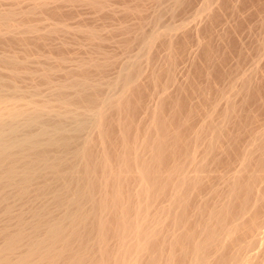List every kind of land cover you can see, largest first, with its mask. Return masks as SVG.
Wrapping results in <instances>:
<instances>
[{
    "label": "bare ground",
    "instance_id": "1",
    "mask_svg": "<svg viewBox=\"0 0 264 264\" xmlns=\"http://www.w3.org/2000/svg\"><path fill=\"white\" fill-rule=\"evenodd\" d=\"M49 1L12 0L11 7L14 4L16 9L10 7L8 11L0 10V47L9 45L8 48L12 49L19 46L18 43L24 41V36L29 37L28 34L32 33L35 35L34 46L45 47L50 36L67 29L59 24L51 23L53 25L49 26V22L48 26L22 24L26 17L50 11L47 9ZM211 1H206L207 11ZM21 2H30L31 8L28 11L19 9ZM68 2L90 6L104 15L102 12L104 8L107 9L108 0ZM187 2L189 3L188 0H173L171 11L176 12L182 9L179 7H186ZM129 5H125V8ZM222 5L225 6L223 3ZM157 6L161 7L162 4ZM52 8L55 7L51 6ZM135 10L138 14L139 8ZM159 13L161 14V9ZM214 13L216 14V10ZM212 14L210 16L214 19L215 15ZM139 15L143 17V14ZM157 17L154 20L156 22L159 20ZM218 20L216 19L217 22ZM141 23L138 26L140 29L144 28ZM126 27L115 29L121 34H129ZM158 29L159 32L150 30L148 35L144 32L147 29L137 33L138 38L135 39L139 41V54L135 59L132 57L128 58L132 59L130 61H123L126 63L120 65L122 67L117 77L112 81L105 79L107 82L101 76L110 66L112 53L108 55L99 51L104 42L103 37L92 27L88 30L78 29L76 33H84L83 36L94 49L93 55L86 60H73L76 65L69 69V66H64L68 61L67 57L59 58L58 66H53L55 73L56 66L58 72H62L59 82H56L58 79L51 72L54 69H50L52 65L49 68L41 67L46 61L39 68L30 66V61L34 58L30 59L32 53L29 52V46H25L26 49L20 47L16 51L12 49L11 52L6 49V52L0 51V264H229L230 261L257 264L258 255L247 256L246 252L249 253L248 249L254 244H260L264 249V236L257 237L260 225H264V128L252 127L254 115L248 113L243 114L244 119L242 117L243 120L240 121L243 125L239 132H231V128H234L232 125L237 123H233L231 119L238 117L239 104L236 101L239 96L242 98L240 100L246 98L245 102L250 100V81L253 80L244 73L239 80L241 87L233 82L229 92L221 90L218 94L220 98L216 94L218 99L215 98L214 102L210 98L212 88L209 90L207 87L209 91L206 89L202 97L206 103L211 100L213 106L210 110L203 111L204 115L201 114L198 129L194 128L196 107L193 108L192 105L188 106L189 110L185 116L182 115L183 118L181 116L178 120H173L170 116V121L171 118L166 117L163 110L173 100L170 92L168 93L167 84H172L176 68L177 44L173 42L172 36L179 29L170 25H166L163 31L160 27ZM27 37L25 40L31 42V38ZM124 39L126 41L127 38ZM168 39L170 47L166 58L170 57L168 60L170 59L171 64H168V69H164V72L161 68L157 71L154 59L157 44L161 45ZM200 45L203 47L202 52L210 59L212 50L205 44ZM125 47L132 48L127 44ZM17 50H22L23 56ZM53 50L54 53L58 52ZM239 53L238 56L241 57L242 51ZM142 59L146 62L145 66L152 69L148 83L155 87V91L158 88V92H162L157 97V106L152 110L147 103L140 101L142 91L144 93L145 90L143 79L148 73ZM164 74L168 77L165 83L162 81ZM25 81H29L30 86H23ZM209 82L208 85L211 83ZM254 85L257 86L256 83ZM38 86L48 88L42 89L46 92L49 90V95L44 96V91ZM193 86L190 88L189 85L187 91H196L197 88L194 89ZM198 90L203 91L200 88ZM182 91L178 94L181 95ZM222 101H225L224 108L220 106ZM262 105L261 108L264 109V104ZM238 109L240 110L239 107ZM140 112L144 117L136 123L135 115ZM230 121L232 125L229 124ZM246 137L250 138V142L242 150L238 144ZM225 142L228 143L227 147L223 146ZM219 151L225 157L233 153V157L240 163L239 167L234 169V166L228 164L224 167L225 171L214 173L213 169H218L220 165L215 166L222 162L219 157L215 158ZM200 153L203 157L198 159ZM210 161L216 165L210 166ZM214 179L219 181L218 184L213 182Z\"/></svg>",
    "mask_w": 264,
    "mask_h": 264
},
{
    "label": "rangeland",
    "instance_id": "2",
    "mask_svg": "<svg viewBox=\"0 0 264 264\" xmlns=\"http://www.w3.org/2000/svg\"><path fill=\"white\" fill-rule=\"evenodd\" d=\"M112 1V2H111ZM116 1V2H115ZM134 0H132V2H131V0H128V1H126V0H108V3H107V9L109 10H107L106 8H104L103 9V12L102 13H105L104 15L103 14H101L100 12H96L95 10H93L92 8H90V6H87V5H83V4H81V3H78V2H68V0H66V1H64V0H50L49 1V6H48V8L47 9H49L50 11H47L46 13H44V14H36L37 15V17H36V15L35 16H31V17H26L25 18V20L27 21H24V20H22V24L23 25H26L25 23H29V24H27V25H39V24H41V25H43V24H45V25H49V24H51V23H53L54 25H56V24H59V25H63L65 28L67 27V29H65V30H62V31H60V32H58V34L56 33V35L54 34V35H52V36H50V39H49V41L47 40V45L45 46V47H40V48H37L36 46H34V44H33V41H34V37L33 36H35V35H33L34 33H32L31 35H29L28 34V36L29 37H27L26 35L24 36V38L26 39V37L28 38V39H30L31 38V42L30 41H27V40H25L24 39V41L22 40L20 43H18L19 44V46L17 45V46H14V48H8L9 47V45L8 46H3V47H0L1 49H0V51H5L4 49H6V51L7 52H11V50L12 51H16V49H18V50H20L21 48L20 47H22V48H24L25 46L26 47H28L29 46V49L31 48V49H33L32 51L34 52V54H33V52L31 51V49H30V53H32V56L30 57V59L31 58H34L33 60L31 59V61H30V66L31 65H33V66H31L32 68L34 67V68H39V65L40 64H42L43 62H45V63H43V65L41 66V67H43L44 66V68H46V67H48L49 65V67H51V65H52V67L50 68V69H53L54 67V65H57L58 66V60H59V58H66L67 60H65V61H67V62H65V67L67 66H69L67 69H69V68H72L73 67V65L75 66L76 64H75V62H77V60H86V58L88 57V59H89V57H91L90 55H93V48H91L90 47V42L86 39V37H85V35L83 36V34L84 33H82V34H80L81 32H78V33H76L77 32V30L78 29H83V30H88V29H90L91 27L94 29V30H96L97 32H98V34H100V35H102L101 37H103L102 39V41H104L103 43H102V45H100L101 47H100V49H99V51H101L102 50V52L103 53H106V54H108V55H111V53H112V59H114L115 57L117 58V59H114V60H117V62L115 63V61L114 60H112L111 59V63H110V66L106 69V72H104L103 73V77L101 76V78L104 80V81H112V80H114V78L115 77H117V73L118 72H120V68L122 67H120V65H122V63H126L127 61H130V60H132V59H128V58H136L137 57V55L139 54V50H140V45L138 46V44H139V41L138 40H136L137 38H138V32H142V31H144L145 29H147V31L145 30L144 32H150L151 33V31H158L159 32V29H158V27H160V30L162 29V31L165 29V27H166V25L168 26V25H170V26H173V27H177L179 30L180 29H182V31L180 30H177L176 32H174V34H173V36H172V38H173V42L175 43V44H177V47H176V45H175V47H176V50H177V55L176 56H178V57H176L175 58V61L177 62H175L176 63V68H174V72H173V75H174V77H173V75H172V77H173V81H172V84H171V82L169 83V84H167L168 85V93L171 95V97H173V100H172V102L170 103V104H168V105H170V106H166L165 108H164V110H163V112L166 114H164L163 113V115H165L166 117H168V118H173V120H178L179 118H181V116L182 115H186L185 113L189 110V105L191 106H193V108H194V106L196 107V116H195V118L196 119H194L193 120V124H194V128L195 129H198V127L200 126V124H201V118H202V115H204V112L205 111H207V110H210L212 107L211 106H213V102H214V99L215 98H217L216 97V94H217V96H218V94H219V92H221V90H222V92H229V90H230V88H231V86L233 85V82L234 83H238L239 85V87H241L240 86V82H239V80H240V78H242V76H244V73H245V76H247V74H248V76L249 77H251L252 79L251 80H253L252 82L250 81V83H251V85H252V89H256L255 91L254 90H250V92H252V93H255V95L254 94H252V93H250V92H246V93H250L249 95L250 96H252V97H250V100L248 99V101H246L245 102V100H247L246 98H243V100H244V102H243V100H240V96L238 97V99H237V104H239L238 106H237V115H238V117H234L233 119L235 120H233V119H231V121L234 123V122H237V123H232L231 121L229 122V124L230 125H232V126H234V128L232 127L231 128V132H233V133H237V132H239V130H240V128H241V126L243 125L242 123H240V121H242L243 119H244V115L245 114H253L254 115V119H253V123H252V127L254 126V128L256 129H263L264 128V109H262L261 107H263V105L262 104H264V0H227V2L224 0H212L211 1V4H210V8L209 9H211L212 11L211 12H209L210 10L208 9V11H207V9H205V4H206V1L207 0H188L189 1V3L187 2V5H188V7H187V5H186V7L185 6H182V7H179V8H182V9H180V10H177L176 12H175V14H174V12H172L171 11V7H172V4H173V0H154V2H153V0H146V1H144V0H138L139 1V3H138V1L136 0L135 2H133ZM155 1H157L158 3H160V4H158V3H156ZM160 1V2H159ZM169 1H170V3H169ZM231 1V2H230ZM246 1V2H245ZM51 2V3H50ZM110 2V3H109ZM129 2V3H128ZM166 2V3H165ZM219 2V3H218ZM225 2V3H224ZM235 2V3H234ZM262 4H261V3ZM10 3H12V0H0V10H4L5 11V9H6V11H8L7 9H16L17 8V6L15 7V5L13 4V7H11L12 6V4H10ZM61 3V4H60ZM132 3V4H131ZM134 3H136V4H139V5H136V4H134ZM191 3V4H190ZM222 3L223 4H225V6H223L222 5ZM226 3H227V5L229 6H227L226 5ZM230 3V4H229ZM233 3L235 4L234 6H233ZM247 3V4H246ZM27 4V5H26ZM58 5V7H57V5ZM74 4V5H73ZM129 5V7H130V9H129V7H127L126 6V8H125V5ZM162 4V6L160 7V6H157V5H161ZM165 4V5H164ZM204 4V5H203ZM258 4H260L259 6H258ZM133 5H135V6H133ZM141 5V6H140ZM217 5H219V6H217ZM22 6V7H21ZM31 4H30V2H21V4H20V6L18 7L19 9H21V8H23L24 9V11H28L31 7ZM51 6H53V7H55L56 8V10H55V8H52L51 9ZM109 6V7H108ZM139 6V7H138ZM167 6V7H166ZM171 6V7H170ZM212 6V7H211ZM11 7V8H10ZM28 7V8H27ZM110 7H112V8H110ZM139 8V12H137L138 14H136V11L137 10H135V9H138ZM141 7V8H140ZM143 7V8H142ZM156 7V8H155ZM160 7V8H159ZM217 7H218V9H217ZM226 7V8H225ZM235 7V8H234ZM256 7V8H255ZM3 8V9H2ZM76 8V9H75ZM87 8V9H86ZM124 8V9H123ZM135 8V9H134ZM162 8H163V10H162ZM178 8V9H179ZM225 8V9H224ZM91 9V10H90ZM111 9H112V11H111ZM125 9H128V10H125ZM143 9H145V10H143ZM155 9V10H154ZM156 9H157V11H156ZM160 9H161V14L159 13L158 14V12H160ZM203 9V10H202ZM227 9V10H226ZM237 9H238V11H237ZM56 12H55V11ZM60 10V11H59ZM107 10V11H106ZM123 10V11H122ZM133 10V11H132ZM141 10H143V11H141ZM148 10V11H147ZM215 10H216V14L214 13L215 12ZM229 10V11H228ZM233 11V12H231V11ZM258 10V11H257ZM52 11V12H51ZM130 11H132V13H130ZM141 11V12H140ZM154 11V12H153ZM156 11V12H155ZM169 13H168V12ZM171 11V12H170ZM219 13H218V12ZM225 11V12H224ZM237 11V12H236ZM48 12H50V13H48ZM54 12H55V14H54ZM124 12V13H123ZM144 12V13H143ZM150 12H152L153 14H151ZM162 12H163V14L164 15H162ZM58 13H59V15H58ZM116 13V14H115ZM212 14V13H214V14H212V15H215L214 17L218 20V22L216 21V19L214 18V19H212L213 18V16L211 17L210 16V14ZM217 13H218V15H217ZM231 13H232V15H231ZM236 13V14H235ZM47 14V15H46ZM48 14H50V16H49V18L47 17L48 16ZM57 14V15H56ZM62 14V15H61ZM127 14V15H126ZM134 14V15H133ZM139 14H143V20H142V18H141V16L142 15H139ZM148 14V15H147ZM151 14V15H150ZM157 14H158V17H157ZM173 14V15H172ZM220 14V15H219ZM44 15H46V16H44ZM122 15H123V17H122ZM130 15V16H129ZM139 15V16H138ZM160 15H162V16H160ZM172 15V16H171ZM40 16V17H39ZM59 16H61V17H59ZM104 16V17H103ZM126 16V17H125ZM134 16V17H133ZM144 16L146 17V18H144ZM153 16H154V18H153ZM218 16V17H217ZM242 18H241V17ZM36 17V18H35ZM47 17V18H46ZM53 17H54V19H53ZM108 17V18H107ZM137 17V18H136ZM150 18V21H149V18ZM159 18V20L157 21V22H161V24H159V23H157L156 21H154L155 20V18ZM207 17V18H206ZM210 17V18H209ZM220 17V18H219ZM38 18H40L41 20H39ZM56 18H58V21H57V19ZM139 18V19H138ZM164 18V20L162 21V19ZM240 18V19H239ZM33 19H36V22H35V20L33 21ZM48 19V20H47ZM56 19V20H55ZM60 19V20H59ZM142 21H141V20ZM153 19V20H152ZM220 19H222V20H220ZM242 19V20H241ZM29 20V21H28ZM54 20L56 21V22H54ZM141 21V22H143V23H141V22H136V21ZM152 20V21H151ZM161 20V21H160ZM172 20V21H171ZM207 20V21H206ZM148 21H149V23H148ZM48 22H49V24H48ZM61 24H60V23ZM134 22V23H133ZM155 22V23H154ZM174 22V23H173ZM220 22V23H219ZM239 22V23H238ZM63 23V24H62ZM125 23V24H124ZM135 23H137V24H135ZM139 23H141L142 24V27L144 26V28H142V29H140L138 26H139ZM151 23H153V24H151ZM163 23V24H162ZM171 23H173V24H171ZM53 24H51V25H49V26H52ZM66 24V25H65ZM131 24H132V27H130L131 26ZM145 24H147V25H145ZM148 24H150V25H148ZM155 24V25H154ZM164 24H166V25H164ZM185 24V25H184ZM239 24V25H238ZM41 25H39V26H41ZM77 25V26H76ZM80 25V26H79ZM119 25V26H118ZM135 25V26H134ZM163 25V26H162ZM180 25V26H179ZM182 25V26H181ZM207 25V26H206ZM82 26V27H81ZM112 26V27H111ZM125 27V26H127L126 28H128V30L130 31V33L129 34H125V33H119L118 31H117V29H118V27ZM153 26V27H152ZM158 26V27H157ZM238 26V27H237ZM45 27V26H44ZM44 27H42V29L44 28ZM77 27V28H76ZM83 27H86V28H83ZM95 27V28H94ZM117 27V29H115ZM134 27V28H133ZM137 29H136V28ZM184 27H185V29H184ZM188 27V28H187ZM234 27V28H233ZM75 30H74V29ZM100 28V29H99ZM205 28V29H204ZM45 29H47V27H45ZM113 30V31H111L110 32V30ZM144 29V30H143ZM149 29V30H148ZM156 29H158V30H156ZM231 29V30H230ZM234 29V30H233ZM235 29L237 30V31H235ZM70 30H72V31H70ZM117 32H116V31ZM151 30V31H150ZM184 30V31H183ZM188 30V31H187ZM205 30V31H204ZM207 30V31H206ZM64 31V32H63ZM67 31V32H66ZM68 31H69V33H68ZM101 31V32H100ZM179 31V32H178ZM186 31V32H185ZM230 31H232V33L230 32ZM62 32V33H61ZM73 32V33H72ZM190 32V33H189ZM207 32V33H206ZM234 32H236V33H234ZM42 33H44V31L42 32ZM41 32H40V34H42ZM59 33H61V34H59ZM102 33V34H101ZM138 33V34H137ZM145 33V34H146ZM149 33V34H150ZM183 33V34H182ZM187 33V34H186ZM199 33V34H198ZM229 33V34H228ZM63 34V35H62ZM73 34V35H72ZM78 34H79V37H78ZM105 34V35H104ZM113 34V35H112ZM118 34V35H117ZM121 34V35H120ZM124 34V35H123ZM133 34V35H132ZM185 34V35H184ZM233 34V35H232ZM234 34H235V36H234ZM104 35V36H103ZM111 37H110V36ZM137 35V36H136ZM147 35H148V33H147ZM178 35V36H177ZM36 36H37V34H36ZM56 38H55V37ZM76 36V37H75ZM82 36V37H81ZM108 36V37H107ZM117 36V37H116ZM130 36H133V37H130ZM182 38H181V37ZM186 36V37H185ZM199 38H198V37ZM233 36V37H232ZM53 37V38H52ZM105 37H106V39H109V40H107L106 41V39H105ZM137 37V38H136ZM197 37V38H196ZM85 38V39H84ZM120 38H122V40H120ZM124 38H127L126 39V41H127V46L129 45V46H131L132 48H126L125 46H126V44L124 43V42H126L125 41V39ZM129 38H132L131 40L129 39ZM136 38V39H135ZM196 38V39H195ZM222 38V39H221ZM23 39V38H22ZM57 39V40H56ZM62 39V40H61ZM129 39V40H128ZM183 39V40H182ZM185 39H186V41H185ZM197 39H198V41H197ZM67 40V41H66ZM118 40L120 41V42H118ZM172 40V39H171ZM182 42H181V41ZM211 40H212V42H211ZM231 40V41H230ZM26 41V42H25ZM72 41H74V42H72ZM88 41V42H87ZM124 41V42H123ZM134 41H136V42H134ZM168 41H169V39L168 40H166V41H164V42H162L163 44H164V46H163V44H161L160 45V43H158L157 44V47H156V50H155V52H157V53H155V56H154V59H156L155 61H156V63H154V65L156 64V70L157 71H159V70H161L162 69V71L164 72V69H168V64H169V66H170V64H171V62H170V59L168 60V58H170L169 56H168V58H166L167 57V54H169V47H170V44L168 43ZM176 41V42H175ZM179 41H180V43H179ZM214 41V42H213ZM27 42H29V43H27ZM99 42V41H98ZM110 42V43H109ZM122 42V43H121ZM131 42H132V44H131ZM138 42V43H137ZM184 42V43H183ZM207 42V43H206ZM261 42H262V44H261ZM23 43V46H21V44ZM82 43H86V44H82ZM89 43V44H88ZM100 43V44H101ZM108 43V44H107ZM120 45H119V44ZM128 43H130V44H128ZM135 43V44H134ZM200 43H202V44H205V45H207L208 47H209V49H210V53H211V55H210V59H207L208 57L202 52V46L200 45ZM216 43V44H215ZM26 44H28V45H26ZM29 44H31V45H29ZM121 44H122V46H121ZM134 44V45H133ZM137 44V45H136ZM167 44H168V47H167ZM259 44V45H258ZM49 45H50V47H49ZM63 45V46H62ZM85 45H87V46H85ZM103 45H104V47H103ZM210 45V46H209ZM34 47V48H32V47ZM52 46H54V47H52ZM164 48H163V47ZM184 46V47H183ZM187 46V47H186ZM7 47V48H6ZM11 47H13V46H11ZM18 47V48H17ZM26 47H25V49H26ZM47 47V48H46ZM49 47V48H48ZM126 48V52H125V48ZM134 47V48H133ZM136 47H137V50H135L136 49ZM159 47V48H158ZM202 47V48H201ZM217 47V48H216ZM235 47V48H234ZM260 47V48H259ZM20 48V49H19ZM41 48H42V51H41ZM45 48V49H44ZM60 50H59V49ZM90 48H91V50H90ZM124 48V49H123ZM168 48V49H167ZM263 48V49H262ZM9 49H10V51H9ZM28 49V48H27ZM47 49V50H46ZM49 49V50H48ZM53 49H56V50H58V52L57 51H55V53H54V50ZM90 51H89V50ZM103 49H104V51H103ZM116 49V50H115ZM122 49H123V51H124V53L122 52ZM128 49V50H127ZM132 49V51H130ZM259 49V50H258ZM17 50V52H18V54L19 55H22L23 56V52H22V50L21 51H18ZM37 50H38V52H37ZM107 50V51H106ZM166 50H167V52H166ZM214 50H215V52L216 53H214ZM246 50V51H245ZM261 50H263V51H261ZM5 51V52H6ZM59 51H61V52H59ZM63 51V52H62ZM134 51H135V53H134ZM159 51V52H158ZM242 51V53H241V57L240 56H238V55H240V53L239 52H241ZM36 52V53H35ZM48 52V53H47ZM93 52V53H92ZM101 52V53H102ZM108 52V53H107ZM178 52H180V53H178ZM224 52H225V55H224ZM246 53V55H245V53ZM38 53H39V55L41 56H39L38 55ZM42 53H43V56L46 58H44L43 56H42ZM44 53H45V55H44ZM49 53H50V55H49ZM61 53H62V57H61ZM125 53H129V55H125ZM133 53H134V55H133ZM160 53H161V55H160ZM198 53V54H197ZM217 53H218V55H217ZM226 53H227V55H226ZM166 54V55H165ZM250 54V55H249ZM49 57H47V56ZM71 55H72V57H71ZM88 55V56H87ZM114 55V56H113ZM116 55V56H115ZM157 55V56H156ZM201 55V56H200ZM203 55V56H202ZM230 55V56H229ZM245 55V56H244ZM53 56H54V58L56 57V58H58L57 60H56V58H55V60H53L54 58H53ZM60 56V57H59ZM130 56V57H129ZM159 56V57H158ZM165 56V57H164ZM249 56V57H248ZM260 56V57H259ZM37 57H38V59H37ZM75 57V58H74ZM80 57V59H78ZM83 57V58H82ZM114 57V58H113ZM125 57H126V59H125ZM158 59H157V58ZM225 57V58H224ZM247 57V58H246ZM51 58H52V61H49V59L51 60ZM123 60H122V59ZM205 59V60H203V59ZM213 58V59H212ZM215 58H216V60H215ZM229 58V59H228ZM236 58V59H235ZM243 60H241V59ZM40 59V60H39ZM44 59V60H43ZM72 59V60H71ZM161 59V60H160ZM246 59V60H245ZM37 60H38V62H37ZM43 60V61H42ZM75 62H74V61ZM119 60V61H118ZM120 60H122V61H120ZM127 60V61H126ZM144 59H142V61H143ZM123 61H126V62H123ZM170 63H169V62ZM212 61V62H211ZM227 61V62H226ZM239 62V63H237V62ZM35 62V63H34ZM72 62V63H71ZM112 62H114V65L112 64ZM121 62V63H120ZM158 62H159V66H158ZM210 62V63H209ZM215 62V63H214ZM218 62V63H217ZM259 62V63H258ZM47 63V64H46ZM54 63V64H53ZM143 63H144V67L146 68L145 69V71H147L148 73H146L145 74V76H146V78H147V80H146V78H145V76H144V81H143V83H144V88H143V90H144V93H143V91H142V96H140L141 97V99H140V97L138 96V98L140 99V101L142 102V103H147V105L149 106V107H151V110L152 109H154L156 106H157V104H158V98L161 96V94H162V92H161V90H160V93L158 92L159 90H158V88H157V90L155 91V87L154 86H152L150 83H148L149 81V79H148V76L150 75V73H151V68L150 67H147V66H145L146 65V62H145V60L143 61ZM201 63V64H200ZM220 63V64H219ZM242 63H244V64H242ZM36 64V65H35ZM72 64V65H71ZM117 64H118V66H117ZM204 64V65H203ZM207 64V65H206ZM240 64V65H239ZM251 64V65H250ZM258 64V65H257ZM46 65V66H45ZM112 65V66H111ZM214 65V66H213ZM253 65V66H252ZM256 65V66H255ZM56 66V73H55V68L51 71V72H53L54 73V78L56 77V79H58V80H56V82H59L60 80H61V74H62V72L60 71V72H58L59 71V69H58V67ZM211 66V67H210ZM223 66V67H222ZM241 66V67H240ZM48 67V68H49ZM113 67H115V68H113ZM117 67V68H116ZM118 68H119V70H118ZM147 68H149V69H147ZM161 68V69H160ZM235 68V69H234ZM243 68V69H242ZM111 69V70H110ZM209 69H211V70H209ZM221 69V70H220ZM242 71H241V70ZM254 69V70H253ZM206 72H205V71ZM208 70V71H207ZM215 70V71H214ZM233 70V71H232ZM260 70V71H259ZM176 71V72H175ZM212 71H214V72H212ZM229 71V72H228ZM235 71H237V72H235ZM239 71V72H238ZM4 72V71H3ZM115 72V73H114ZM161 72V71H160ZM211 72H212V74H211ZM220 72V73H219ZM255 72V73H254ZM258 72V73H257ZM4 73H7V72H4ZM206 73V74H205ZM222 73V74H221ZM239 73V74H238ZM243 73V74H242ZM251 73V74H250ZM115 74H116V76H115ZM221 74V75H220ZM229 74V75H228ZM250 74V75H249ZM254 74V75H253ZM263 74V75H262ZM56 75H58V76H56ZM60 75V76H59ZM109 75V76H108ZM111 76H113V78H111ZM205 76V77H204ZM236 76V77H235ZM239 76V77H238ZM256 76V77H255ZM189 77V78H188ZM234 77V78H233ZM263 77V78H262ZM109 78V79H108ZM174 78H175V80H174ZM178 78V79H177ZM209 78V79H208ZM211 78V79H210ZM256 78V79H255ZM106 79V80H105ZM112 79V80H111ZM166 79H168V77L166 76V74H164V76H162V81L165 83L167 80ZM193 79V80H192ZM205 79V80H204ZM262 79V80H261ZM166 80V81H165ZM177 80V81H176ZM192 80V81H191ZM210 83L209 85H208V82ZM255 80V81H254ZM257 80V81H256ZM106 81V82H107ZM189 81V82H188ZM147 82V83H146ZM194 83V86L192 85L193 83ZM212 82H213V85H212ZM164 83H163V85H164ZM177 85H176V84ZM184 83V84H183ZM188 83H190L189 85H190V88L193 86V88L194 89H196V91L194 90V92H192V90L189 92V90L187 91V89L186 88H189V85H188ZM197 83V84H196ZM199 83V84H198ZM223 83V84H222ZM257 84V86H255L254 84ZM263 83V84H262ZM28 84H30L29 83V81L28 82H26L25 81V83H24V85L23 86H30V85H28ZM148 84V85H147ZM182 84H183V86H182ZM197 86H196V85ZM201 84V85H200ZM219 84V85H218ZM236 84H234V85H236ZM258 84H259V86H258ZM151 85V86H150ZM218 85V86H217ZM147 86H148V88H147ZM172 86V87H171ZM188 86V87H187ZM237 86V87H238ZM39 87H41L40 89H41V91L43 92L44 91V96H45V94H46V96L47 95H49V94H47V93H49V90L46 92L45 90H47L46 88H45V86H38V88ZM44 87V89H42ZM180 87H182V88H180ZM185 87V88H184ZM209 88V90L212 88V90L210 91V98H211V100L213 101H208V103L210 104H208V103H206V100L204 99V97H202L203 96V93L205 92V90L207 89V91H209L208 90V88ZM211 87V88H210ZM154 88V89H153ZM200 88V90L201 89H203V91L201 90L200 92H199V89ZM217 88V89H216ZM106 89V88H105ZM105 89H103V91L105 90ZM159 89H161L160 87H159ZM175 89H177V91L175 90ZM181 89V90H180ZM184 89H186V91L184 90ZM227 89V90H226ZM257 89H260L259 91L257 90ZM154 90V91H153ZM172 90V91H171ZM174 90V91H173ZM183 90V91H182ZM219 90V91H218ZM180 91H182L181 92V95L180 94H178V93H180ZM254 91V92H253ZM105 92V91H104ZM153 92H154V94H153ZM158 92V94H156ZM185 92H188V93H185ZM193 94H192V93ZM197 94H199L200 93V95H197ZM215 92V93H214ZM225 92V93H226ZM258 92H260V93H258ZM263 92V93H262ZM145 93H146V95H145ZM172 93V94H171ZM185 94V96L183 95V94ZM206 93V92H205ZM208 93V92H207ZM214 95V97H213V95ZM176 96V98H175V96ZM183 95V96H182ZM195 95V96H194ZM196 95H197V99H196ZM262 95V96H261ZM155 96V97H154ZM179 98H178V97ZM182 96V97H181ZM188 96H189V98H188ZM198 96H199V98H198ZM220 96V95H219ZM218 96V98H220ZM256 96L258 97V98H256ZM158 97V98H157ZM236 97V96H235ZM182 98V99H181ZM187 98V99H186ZM217 98V99H218ZM149 99V100H148ZM194 99V100H193ZM242 99V98H241ZM149 101V103H148V101ZM175 100V102H173ZM177 100V101H176ZM184 100V101H183ZM252 100V101H251ZM254 100V101H253ZM257 100H258V102H257ZM260 100H261V102H260ZM153 101V102H152ZM196 101H197V104H196ZM263 101V102H262ZM201 102V103H200ZM223 102V103H222ZM221 103H220V106H221V108H224L225 107V101H222ZM239 102V103H238ZM243 102V103H242ZM253 102V103H252ZM177 105H176V104ZM179 103V104H178ZM191 103H193V104H191ZM204 103H206V104H204ZM240 103H242V106H241V104ZM256 103V104H255ZM151 104H153V105H151ZM172 104H175V105H172ZM195 104V105H194ZM199 104V105H198ZM221 104H223V105H221ZM236 104V105H237ZM248 104V105H247ZM185 105V106H184ZM208 105V106H207ZM244 105V106H243ZM250 105H251V107H250ZM257 105H259V107L257 106ZM154 106V107H153ZM178 106V107H177ZM223 106V107H222ZM254 106V107H253ZM171 109H170V108ZM177 109V111H175L176 109ZM180 107H182V109L180 108ZM185 107V108H184ZM199 107V108H198ZM205 107V108H204ZM238 107L240 108V110L238 109ZM250 107V108H249ZM167 108H169V110L167 109ZM178 108H179V110H178ZM184 108V109H183ZM188 108V109H187ZM191 108V107H190ZM198 108V109H197ZM209 108V109H208ZM175 109V110H174ZM245 109V110H244ZM250 111H249V110ZM257 109V110H256ZM171 110V111H170ZM175 112H173V111ZM184 112V113H182V111ZM241 110H243V111H241ZM259 110V111H258ZM204 111V112H203ZM239 111L241 112V113H239ZM249 111V112H248ZM256 111V112H255ZM262 111V112H261ZM171 112V113H170ZM174 113V115H173V113ZM255 112V113H254ZM258 112V113H257ZM170 113V114H169ZM180 113H182V114H180ZM140 116H139V115ZM142 113L140 112V113H137L135 116V122L136 123H139L141 120H142V118L144 117V114H142ZM169 114V115H168ZM180 114V115H179ZM202 114V115H201ZM244 114V115H243ZM176 115H178V116H176ZM197 115H198V117H197ZM261 115V116H260ZM171 116V117H170ZM255 116H256V118H255ZM138 117V118H137ZM239 117H240V119H239ZM242 117H243V119H242ZM261 117V118H260ZM172 118L171 119H169L170 121L172 120ZM178 118V119H177ZM182 118H183V116H182ZM198 118V119H197ZM236 118V119H235ZM140 119V120H139ZM242 119V120H241ZM136 120H138V122L136 121ZM196 120V121H195ZM237 120V121H236ZM199 121H200V123H199ZM257 121V122H256ZM174 123H177L176 121H173ZM256 122V123H255ZM228 124V125H229ZM230 125L229 126H227L228 127V130H229V128H230ZM239 125H240V127H239ZM258 125V126H257ZM263 127H262V126ZM239 127V128H238ZM232 129H233V131H232ZM230 131V130H229ZM245 138V137H244ZM247 138V137H246ZM249 140V141H248ZM246 141H248V142H246ZM249 142H250V138L248 139H242V140H240V142H239V148L240 149H242L243 150V147L244 148H246L247 146H248V144H249ZM224 144V143H223ZM243 144V145H242ZM246 144V145H245ZM224 147H227L228 146V143H226L225 142V144L223 145ZM221 151H219L218 153H216L217 155H215V158L216 157H219L218 159H220V160H222V162H220L219 164H217L216 165V163H215V165H214V162H212V161H210V166H215V167H218L219 165V167H218V169H213V172L214 173H219V172H222V171H225V168L228 166V164H231V166H234V169H236V168H238L239 167V162H238V160H236V158L235 157H233V156H235L233 153H230L229 155H226V157H225V155L221 152ZM201 155H198L197 157H198V159H201L203 156V154L202 153H200ZM223 155H224V157H223ZM201 156V157H200ZM228 156H229V159L230 158H232V159H230L231 161H229V159H228ZM228 161H229V163H228ZM227 163V164H226ZM239 163V164H238ZM224 164L226 165V166H224ZM222 167V168H221ZM225 167V168H224ZM221 169V170H220ZM218 170V171H217ZM214 173H212L213 175H214ZM213 182L215 183V184H218V182H217V180L215 181V179L213 180ZM262 226V227H261ZM261 227V228H260ZM260 227H259V229H258V238H262L263 236H264V229H262V228H264V225L263 224H261L260 225ZM261 230V231H260ZM263 230V231H262ZM262 234V235H261ZM261 236V237H260ZM257 245V246H256ZM261 249V250H260ZM248 252L249 253H247L246 252V254H247V256L249 255H258V260H257V264H261V260H263V264H264V249H263V246H261L260 244H254L253 246H251L250 247V249H248ZM257 253V254H256ZM261 257V258H260ZM260 259V260H259ZM259 261V262H258ZM229 264H238V263H236L235 261H230V263Z\"/></svg>",
    "mask_w": 264,
    "mask_h": 264
}]
</instances>
